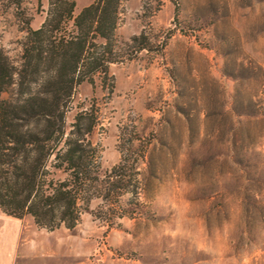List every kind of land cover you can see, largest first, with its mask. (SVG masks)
<instances>
[{"label":"rangeland","instance_id":"rangeland-1","mask_svg":"<svg viewBox=\"0 0 264 264\" xmlns=\"http://www.w3.org/2000/svg\"><path fill=\"white\" fill-rule=\"evenodd\" d=\"M39 3H22L31 28ZM21 20L0 5L14 63ZM141 31L146 47L82 81L64 117L66 132L77 112L96 118L101 170L125 156L134 193L117 200L135 211L105 218L94 197L73 228L52 230L25 215L18 264H264V0H124L118 50Z\"/></svg>","mask_w":264,"mask_h":264},{"label":"trees","instance_id":"trees-1","mask_svg":"<svg viewBox=\"0 0 264 264\" xmlns=\"http://www.w3.org/2000/svg\"><path fill=\"white\" fill-rule=\"evenodd\" d=\"M23 1L0 0L22 18L24 30L17 63L0 49V211L18 219L28 215L49 230L73 228L94 197L106 205L98 210L105 218L113 209L133 213L137 203L125 209L117 200L134 181L133 168L124 171L125 156L101 170L88 138L96 118L77 112L66 132L64 117L76 87L92 85L93 75L106 77L110 63L144 49V33L121 42L129 53L118 50L115 30L124 0H92L77 11L74 0H47L36 28L29 26Z\"/></svg>","mask_w":264,"mask_h":264},{"label":"crops","instance_id":"crops-1","mask_svg":"<svg viewBox=\"0 0 264 264\" xmlns=\"http://www.w3.org/2000/svg\"><path fill=\"white\" fill-rule=\"evenodd\" d=\"M21 250L18 218L0 211V264H18Z\"/></svg>","mask_w":264,"mask_h":264}]
</instances>
